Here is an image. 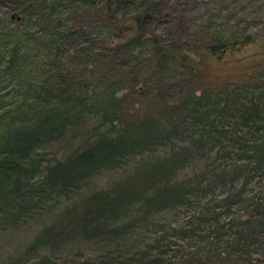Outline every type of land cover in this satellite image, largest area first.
Listing matches in <instances>:
<instances>
[{
    "label": "rangeland",
    "instance_id": "1",
    "mask_svg": "<svg viewBox=\"0 0 264 264\" xmlns=\"http://www.w3.org/2000/svg\"><path fill=\"white\" fill-rule=\"evenodd\" d=\"M22 1L0 0L2 26L17 18ZM95 9L102 11L100 3ZM138 10L153 16L143 19L141 42L116 70L126 97L121 112L112 119L95 109L65 114L59 130L37 134L27 152L35 162L28 189L16 211H0V264H264V0H134L127 14ZM88 13L72 19L95 25L99 18ZM83 32L74 38L81 46ZM96 36H89L92 48L106 40ZM150 37L186 47L194 66L172 63L143 85L153 65ZM209 47L217 48L211 54ZM52 60V71L68 63L70 73L99 81L89 75L102 70L97 51H84L79 62L64 51ZM4 62L0 54V68ZM9 70L0 73L5 100L27 81ZM34 111L10 119L28 127ZM151 112L155 126L128 134L125 149L86 170L70 163ZM105 196L110 211L83 216Z\"/></svg>",
    "mask_w": 264,
    "mask_h": 264
},
{
    "label": "trees",
    "instance_id": "2",
    "mask_svg": "<svg viewBox=\"0 0 264 264\" xmlns=\"http://www.w3.org/2000/svg\"><path fill=\"white\" fill-rule=\"evenodd\" d=\"M133 2L134 0H24L17 6L18 16L21 17L19 19L23 23L17 22V18L8 20L16 24L13 27L8 25V21H5L6 24L3 26L0 23V54L2 61L5 59L4 69L0 68V73L5 78L4 72L9 68L12 77L15 76L21 81L27 79L24 84L17 83V87L7 100L0 96V211L14 209L16 211L18 199L28 189L26 172L35 162L27 158V152L33 148L39 137L37 134L49 132L54 127L55 130H59L56 123L61 124L65 114H75L79 117L85 109H95L96 112L100 111L112 119L118 116L117 112H121L120 104L126 97L119 92L122 85L116 70L127 62V57L130 59L134 44L141 42L140 27L143 19L153 16L147 10L127 14V9ZM99 3L102 6L100 12L95 9ZM87 10H92L99 18L95 25H88L87 21H84L85 24L78 23L72 19L76 16L89 15L86 14ZM32 22L37 24L36 27L30 25ZM85 28H88V31ZM97 30L98 33L106 34V40L92 48L89 36L97 37ZM2 31L5 32L4 37H1ZM83 31L88 35L86 38L88 45L84 43L81 46L79 44L83 41L78 40L76 43L74 38H80L84 34ZM68 37L72 42L65 45L61 43ZM149 40L151 46L154 44L149 53L153 65L150 72L144 76L143 85L147 86L155 78L163 77L172 63L185 60L190 68L194 66L193 61H190L194 60L193 54L186 47L173 43L162 45L155 37H150ZM216 48L209 47L210 51L205 52L212 54ZM61 51L66 52L73 63L80 61L84 51L87 53L97 51V54L102 56V70L97 72V75L90 71L92 73L89 75L99 81L88 83L89 80L70 73L68 63H63L60 68L56 67L55 71H52L54 68L52 59L55 53ZM199 52L202 51L199 50L197 55ZM125 73L128 74L127 71ZM136 79L138 80V77H134V80ZM51 90H55L53 95H50ZM139 91L142 92L140 89ZM153 105L155 103L150 102L149 107L156 108ZM166 109L167 106L164 107L165 112ZM33 110L36 117L28 127L19 128L10 119L19 112L30 113ZM150 114L142 117L137 123L130 121L129 127L117 134L114 140H105L93 147H87L74 162L72 159L70 163L86 170L93 160L101 158L103 154L111 155L125 149L127 140H131L127 139L128 134L134 133L136 134L134 136L138 137L142 131L155 126L156 113ZM50 173L52 174V171ZM62 176L63 174L55 168V177ZM117 194L118 192L113 200H117ZM106 197L108 196L97 197L88 205V210L83 216L90 212L110 211L112 199L105 202L103 198ZM259 214L264 220V208ZM216 227L219 228L221 225ZM42 234L45 235L46 232L43 231Z\"/></svg>",
    "mask_w": 264,
    "mask_h": 264
},
{
    "label": "water",
    "instance_id": "3",
    "mask_svg": "<svg viewBox=\"0 0 264 264\" xmlns=\"http://www.w3.org/2000/svg\"><path fill=\"white\" fill-rule=\"evenodd\" d=\"M11 16H13V14ZM17 18H19V16H17Z\"/></svg>",
    "mask_w": 264,
    "mask_h": 264
}]
</instances>
